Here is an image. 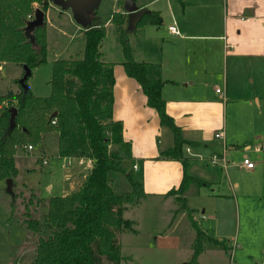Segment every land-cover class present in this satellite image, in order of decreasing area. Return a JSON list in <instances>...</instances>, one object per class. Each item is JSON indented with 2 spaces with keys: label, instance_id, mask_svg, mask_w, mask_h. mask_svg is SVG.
I'll list each match as a JSON object with an SVG mask.
<instances>
[{
  "label": "trees",
  "instance_id": "16d2710c",
  "mask_svg": "<svg viewBox=\"0 0 264 264\" xmlns=\"http://www.w3.org/2000/svg\"><path fill=\"white\" fill-rule=\"evenodd\" d=\"M35 4L46 13L50 0H0V63L27 65L33 70L47 62L46 22L34 27V42L26 32V27L36 19ZM120 15L114 14V24H124L126 17ZM151 22L162 24L159 13L145 15L138 27ZM84 35L86 45L82 58L53 63L51 96H34L28 81L27 89L20 85L18 94L0 95L1 177L11 179L18 173L17 147L37 146L50 132L58 135L59 158L93 160L92 168L76 192L53 197L44 219L29 221V227L40 233L32 264H106L105 261L120 264L119 236L136 232L134 222L123 217L127 204L146 198L143 184L134 181L132 174L126 175L132 191L117 194L113 188L110 175L124 173L122 163L131 157V144L124 141L122 123L113 119L115 64L102 60L101 48L107 30L98 15L92 17ZM123 37L126 74L139 83L148 106L158 113L161 126L171 130L174 136L173 147L163 151L161 157L183 165L180 187L170 190L167 196H174L180 209L187 210L188 187L208 186L188 172L185 147L196 144L183 138L181 128L167 113L160 67L135 61L126 40L128 36ZM13 108L17 109V116L12 128ZM195 228L198 239L193 263L204 248L200 240L204 232Z\"/></svg>",
  "mask_w": 264,
  "mask_h": 264
},
{
  "label": "crops",
  "instance_id": "0c3cea01",
  "mask_svg": "<svg viewBox=\"0 0 264 264\" xmlns=\"http://www.w3.org/2000/svg\"><path fill=\"white\" fill-rule=\"evenodd\" d=\"M116 1L119 5V0ZM160 1L163 0L137 2V9L147 8L159 13L162 24L157 31L149 30L148 34L138 27L134 34L128 36L129 42L135 61L160 67L167 113L181 128L183 138L196 144L186 146L192 150L191 154L185 151V157L189 160L188 172L208 183V186L190 185L187 189V207L193 211L199 208L192 205V195L204 193L214 201L212 215L216 220L208 219L200 229L214 237L218 246L224 244L219 239L217 219L226 209L229 210V205L224 202L227 200L224 193L228 180L227 174L226 182L222 177L218 180L208 165L211 164L209 159L214 155L220 156L217 153L220 151L222 156L228 152H241L242 156L237 159L239 165L235 166L253 176L258 166L253 170L241 168V161L245 156L251 157V154L264 155L260 143L255 145L251 154V144H245L244 151H240L238 139L241 138L237 137L242 134L240 124L239 132L230 134L227 122L228 107L232 102L240 106L255 105L259 121L253 118L250 127L254 133L246 138H262L257 133L264 111V0H166L167 8L159 4ZM52 9L53 2L50 1L43 21L48 20ZM110 21L109 26L112 25ZM173 25L179 34L169 31ZM84 32L85 28L81 29V33ZM200 59L204 60L201 63L203 71L200 69ZM102 60L115 64L113 119L122 123L124 141L131 144V157L122 163L124 173L114 174L125 177L132 174L134 181L143 184L146 199L169 197L168 192L180 187L184 175L180 161L161 157L163 151L173 147V133L161 126L158 113L148 106L139 83L126 74L124 61L109 62L104 54ZM7 64L2 63L3 66ZM199 73H203V76L197 79ZM253 74H257L256 79ZM218 78L222 79V86L216 82ZM215 86L219 87L215 89ZM219 133L223 134L222 138L216 137ZM19 155L17 151L15 158ZM61 160L65 162L66 159ZM75 163L73 167L80 171L81 166ZM215 166L224 167L221 164ZM114 174L110 175L113 187L117 184ZM229 183L240 187V182L229 179ZM219 189H222L221 193ZM69 193L70 189L65 188L61 196ZM206 211L204 209L202 214Z\"/></svg>",
  "mask_w": 264,
  "mask_h": 264
},
{
  "label": "rangeland",
  "instance_id": "374dc122",
  "mask_svg": "<svg viewBox=\"0 0 264 264\" xmlns=\"http://www.w3.org/2000/svg\"><path fill=\"white\" fill-rule=\"evenodd\" d=\"M50 1L53 2L54 9L48 15L47 22L45 21L47 62L33 69L27 82L33 95L41 98L51 96L53 63L58 60L82 58L86 45V38L81 33L84 26L74 19L72 10L60 7L55 0ZM137 2L141 0L136 1V7ZM159 4L167 8L166 0L160 1ZM124 5V0H119V5L116 0H99L90 13L91 18L98 15L105 24L107 37L103 41L101 52L109 62L125 61L123 35H128L122 31L127 26L128 15L124 12ZM36 8H39L37 4L34 5V10ZM115 13L126 17L123 25L113 23ZM33 18L34 15L31 19ZM108 21L112 22V25L109 26ZM148 24L152 25L147 26ZM160 25L151 22L142 24L140 28L145 29L148 34L149 30L157 31ZM33 30L34 27L31 25L26 27L27 36L32 42L35 40ZM86 30L88 25L85 27ZM202 61L204 60L200 59L201 71ZM23 75L22 65L8 63L3 66L0 63V95L18 94L21 90L19 81ZM201 76L203 73H199L197 79ZM253 77L256 79L257 74H253ZM216 82L222 86V79L218 78ZM217 87L219 86H215V89ZM209 90L211 91V88ZM256 113L255 105L240 106L237 102H232L228 107V132L238 133L240 124L242 134L237 136L241 138L238 139L239 150L244 151L243 146L251 144L252 151L249 154L255 150L257 143L264 148V111L261 116L262 125L258 126L257 133L262 135V138L257 136L246 138L247 135L254 133L250 127L253 118L259 121ZM57 141V133L50 132L47 137L44 136L41 144L34 145L32 152L27 151L24 146L17 147L16 150L20 154L15 158L18 173L11 178V192L8 184L10 179L0 175V264H32L40 233L29 227V221L31 219L42 221L48 211L50 200L61 196L65 188L70 189L69 194L76 192L90 170L79 167L78 171L73 166H67L66 162L58 157ZM217 153L220 157L223 154L221 151ZM241 156V152L226 153L225 168L208 164L219 181L222 177L223 182H226L227 174L228 188L226 187L224 193L227 200L224 202L229 205V210L226 209L227 213L226 211L221 213L217 219L219 239L223 240L224 244L216 246L214 237L204 233L200 237L204 248L195 259L196 264H264V155L251 154L252 158L249 157L258 166L253 176L236 168L235 164L239 165L237 159ZM44 160L48 162L46 165L43 163ZM114 176L117 184L113 188L117 194L133 190L127 177L121 174ZM229 179L240 182V187L231 186ZM50 187L52 188L49 190ZM221 190L219 189L220 193ZM186 198L189 199L188 193ZM190 201L199 208L194 211L191 209L183 211L174 196L163 199L145 198L138 203L127 204L123 217L134 222L136 232H125L119 236L122 256L120 264L193 263L198 239L195 227L201 230L203 223H207L208 219L215 221L216 217L212 215L215 203L206 194L192 195ZM204 209L207 211L202 214ZM105 263L113 264L107 261Z\"/></svg>",
  "mask_w": 264,
  "mask_h": 264
},
{
  "label": "water",
  "instance_id": "95a60500",
  "mask_svg": "<svg viewBox=\"0 0 264 264\" xmlns=\"http://www.w3.org/2000/svg\"><path fill=\"white\" fill-rule=\"evenodd\" d=\"M125 5L124 9L128 15L127 26L125 28V33L129 36L134 34L138 28V23L143 19V17L147 14H150V10L147 8L137 9L136 1L137 0H124ZM99 0H55V3L62 8L71 9L74 15V19L83 24L84 28L87 27L91 18V12L93 8L98 4ZM94 17V16H93ZM44 18V13L41 10H36V19L31 22L30 25L35 27L36 25L42 24ZM24 75L22 79L19 81V84L27 89L26 82L32 75V70L29 66H23ZM17 116V109L13 108L11 110V127L15 126V119ZM9 191L11 192V184L12 180L8 181ZM193 264V263H186Z\"/></svg>",
  "mask_w": 264,
  "mask_h": 264
},
{
  "label": "built area",
  "instance_id": "2783aa9c",
  "mask_svg": "<svg viewBox=\"0 0 264 264\" xmlns=\"http://www.w3.org/2000/svg\"><path fill=\"white\" fill-rule=\"evenodd\" d=\"M34 14L36 15V11H35ZM169 31L171 33H173V34H179V31H178V29H177V27L175 25L170 26L169 27ZM217 92H221V91L217 90ZM55 123H56V121H53V124H55ZM216 137L217 138H222L223 134L219 133V134L216 135ZM26 149L28 151H32L34 149V146L33 145H28L26 147ZM185 151L188 154L192 153V150H191V148L189 146L185 147ZM199 158L202 159L201 156H199ZM209 161L213 165L221 164L224 167H226V163H227L225 156L220 157V156H217V155L212 156L209 159ZM65 162H66V165L69 166V167L73 166V164H75V162H77L78 166L86 167L87 169H91L92 166H93V160L90 159V158H66ZM43 163L46 165L48 162H47V160H44ZM240 167L241 168H246L248 170H253V169H255L256 164L248 156H245L243 158V161H242Z\"/></svg>",
  "mask_w": 264,
  "mask_h": 264
}]
</instances>
